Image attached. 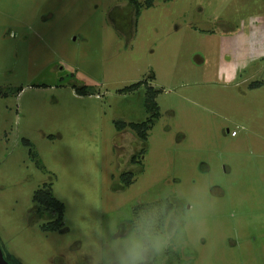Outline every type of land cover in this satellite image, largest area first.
<instances>
[{
    "label": "rangeland",
    "instance_id": "374dc122",
    "mask_svg": "<svg viewBox=\"0 0 264 264\" xmlns=\"http://www.w3.org/2000/svg\"><path fill=\"white\" fill-rule=\"evenodd\" d=\"M132 1L0 0L4 258L92 264L110 225L167 204L202 235L154 264H264V0ZM141 81L162 90L147 141L116 127L149 117L145 88L123 91Z\"/></svg>",
    "mask_w": 264,
    "mask_h": 264
},
{
    "label": "clouds",
    "instance_id": "9594fccd",
    "mask_svg": "<svg viewBox=\"0 0 264 264\" xmlns=\"http://www.w3.org/2000/svg\"><path fill=\"white\" fill-rule=\"evenodd\" d=\"M195 228L193 209L181 211L163 204L141 212L130 228L110 225L101 234L103 242L97 244L92 264H154L170 249L180 251L195 245L202 235Z\"/></svg>",
    "mask_w": 264,
    "mask_h": 264
},
{
    "label": "trees",
    "instance_id": "16d2710c",
    "mask_svg": "<svg viewBox=\"0 0 264 264\" xmlns=\"http://www.w3.org/2000/svg\"><path fill=\"white\" fill-rule=\"evenodd\" d=\"M132 3L137 7L139 12L140 5L138 1L133 0ZM153 1L149 2L152 5ZM141 88H145L144 97V107L149 115L146 121L142 123H118L116 127L119 131L125 130L126 128H131L137 133V135L143 140L147 141L149 136V131L153 129L157 120L161 116L160 107L157 102V97L162 93L161 89H156L151 86L147 81H141L130 87L125 88L124 92H134ZM85 93L80 92V95ZM143 154V153H142ZM139 158V157H138ZM137 156L132 158V162H138ZM123 183L127 186L133 184L134 176L131 173H125L121 177ZM34 202L37 204V212L41 219H46L47 223L42 226L43 230L46 232H57L62 230L65 221V204L58 200L52 193V190L45 186L43 189L38 190L34 196Z\"/></svg>",
    "mask_w": 264,
    "mask_h": 264
},
{
    "label": "water",
    "instance_id": "95a60500",
    "mask_svg": "<svg viewBox=\"0 0 264 264\" xmlns=\"http://www.w3.org/2000/svg\"><path fill=\"white\" fill-rule=\"evenodd\" d=\"M0 264H10L6 261V259L4 258L3 252L0 248Z\"/></svg>",
    "mask_w": 264,
    "mask_h": 264
},
{
    "label": "built area",
    "instance_id": "2783aa9c",
    "mask_svg": "<svg viewBox=\"0 0 264 264\" xmlns=\"http://www.w3.org/2000/svg\"><path fill=\"white\" fill-rule=\"evenodd\" d=\"M236 135H237V132L234 131V132L232 133V136H236Z\"/></svg>",
    "mask_w": 264,
    "mask_h": 264
},
{
    "label": "crops",
    "instance_id": "0c3cea01",
    "mask_svg": "<svg viewBox=\"0 0 264 264\" xmlns=\"http://www.w3.org/2000/svg\"><path fill=\"white\" fill-rule=\"evenodd\" d=\"M252 86H254V85H252ZM236 136H238V135H236ZM236 136H233V137H236Z\"/></svg>",
    "mask_w": 264,
    "mask_h": 264
}]
</instances>
